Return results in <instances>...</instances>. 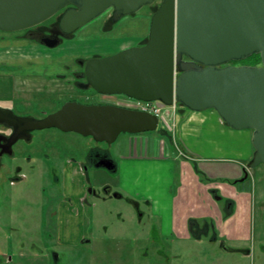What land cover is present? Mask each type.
I'll return each instance as SVG.
<instances>
[{"label":"water","instance_id":"95a60500","mask_svg":"<svg viewBox=\"0 0 264 264\" xmlns=\"http://www.w3.org/2000/svg\"><path fill=\"white\" fill-rule=\"evenodd\" d=\"M156 1L146 42L88 59V83L107 94L178 103L191 111L212 109L228 127L251 130L253 152L244 169L264 165V0H0V31L28 29L66 8L51 33L67 38L109 8L116 21ZM252 54H259L258 65L230 63ZM37 125L113 142L121 132L154 131L158 117L70 102ZM220 246L237 251L224 241Z\"/></svg>","mask_w":264,"mask_h":264},{"label":"rangeland","instance_id":"374dc122","mask_svg":"<svg viewBox=\"0 0 264 264\" xmlns=\"http://www.w3.org/2000/svg\"><path fill=\"white\" fill-rule=\"evenodd\" d=\"M157 6L158 4L144 6L137 13L125 16L116 25L106 16L97 17L76 29L69 38L62 39V42L52 49L40 46L25 30L9 32L7 36L4 35L5 32L0 31V34L3 33L1 37L7 38L4 40L5 38L0 37V65L75 66L78 64L67 57L85 59L88 56L110 55L135 45L143 35L145 37L138 44H144L150 16ZM57 21L58 17L55 16L41 26H51ZM51 55L56 56L51 62L40 61L44 60V56ZM57 56H64V61L58 60ZM247 58L237 63L248 61ZM181 110L183 106L176 105L170 117L164 108L163 118L159 117V124L154 131L121 132L118 135L111 148L113 157L118 162V170L110 175L109 180L121 193L141 201L143 194L154 192V186L164 192L170 191L171 194L177 192L181 186L178 182L179 167L184 162L180 157L182 155L178 154L182 151L190 157L187 145L193 140L191 132L194 130L192 122L189 123L192 126H187L183 124L184 119L179 120ZM244 130L246 136L251 133L249 129ZM167 141L172 144L173 149ZM129 142H135L137 149H127ZM142 146L145 150L156 153V160L160 161L148 158ZM186 162L188 168L185 177L192 175L194 178L193 185L188 188L194 187L192 189L200 195L207 186H218V195L224 197L222 183H230L224 182L223 178L213 182L207 179L201 168L206 163L200 160ZM251 172L248 183L251 189L249 201L244 203L245 208L238 209V219L243 213L244 217L248 218V229L246 232L244 229L240 232H245L241 234L243 240L238 243L227 242L228 245L246 246L251 249L250 255L243 256L230 251L223 253L219 250V245H209L206 238L201 242H194L192 239L180 238L181 234H168L169 228L164 225L166 214H151L149 217L145 212L140 217L132 205L124 202H119L123 206L120 215L97 218L92 228L81 233L91 239L89 243L77 242L75 239L73 244L70 242L60 245L56 236L40 235L39 242L36 241L37 246L32 247L28 245L31 240L28 238L29 234L24 230L21 232L14 229L23 222L10 215L9 191L4 187L0 190V264H54L51 258L52 249L59 255L58 264H264V165L253 167ZM143 185L152 188L145 191ZM223 202V199L218 202L219 206L223 205ZM28 221L32 220L29 218ZM33 241L35 242L34 239Z\"/></svg>","mask_w":264,"mask_h":264},{"label":"flooded vegetation","instance_id":"af4514ba","mask_svg":"<svg viewBox=\"0 0 264 264\" xmlns=\"http://www.w3.org/2000/svg\"><path fill=\"white\" fill-rule=\"evenodd\" d=\"M158 3L156 1L154 4ZM65 9L52 16L58 17L55 24L41 26L49 18L25 31L44 48L58 46L65 37L53 34L51 30L58 27ZM113 13V8H109L98 17L106 16L114 25L125 17L114 21ZM52 40H57L58 44L50 47L46 42ZM102 56L106 55L88 56L85 59L67 57L78 64L75 66L0 65V190L4 187L8 189L9 213L23 222L14 229L29 234V246H37L40 235L56 236L60 245L73 244L75 239L77 242L89 243L91 239L81 233L92 228L97 218L120 215L123 206L119 202L132 205L140 217L145 212L149 217L151 214L159 216L162 210L154 196L146 193L143 194L142 202L138 201L133 196L121 193L109 180L110 175L118 170V162L111 149L117 138L113 142L100 141L93 135L63 130L56 125H37V122L70 102L140 110L135 105L137 99L124 94L99 92L88 83L85 62ZM55 57L44 56V60L40 61L51 62ZM57 57L61 61L65 59L64 56ZM230 63L241 64L237 61ZM167 143L173 149L172 144ZM143 146L148 158L156 160L152 158L156 153L145 150ZM138 148L141 149L140 145ZM127 149L136 150L135 142H129ZM180 153L178 155H182L180 157L184 161L198 159L191 153L190 157L182 151ZM248 170L243 169L236 182L243 181L245 178L239 179L245 174L248 177ZM150 187L143 185L145 191ZM211 187L208 191L213 198L220 199L219 187ZM29 218L32 221H28ZM51 258L54 264H58L59 255L54 249Z\"/></svg>","mask_w":264,"mask_h":264},{"label":"crops","instance_id":"0c3cea01","mask_svg":"<svg viewBox=\"0 0 264 264\" xmlns=\"http://www.w3.org/2000/svg\"><path fill=\"white\" fill-rule=\"evenodd\" d=\"M7 33L5 32L4 35L7 36ZM144 37L145 35L135 44H138ZM165 112L170 117L172 116V108L166 107ZM182 119L185 120L183 124L189 126L192 122L194 127L191 132L193 140L187 145L190 153L198 156V159H192V161L200 160L206 163L201 166L202 173L211 182L223 178L224 182L227 181L230 184L222 183L223 191H225L224 197L221 196L218 200L213 199L208 191L212 185L207 186L208 188L198 195L197 191L193 190L194 187L193 189L188 188L193 185L194 180L192 175L185 177L188 162L181 163L178 180L181 186L177 192L174 191L171 194L170 191L165 190L164 192L154 186V192L150 194L154 196L155 202L162 209L159 216L166 214L164 225L169 228L168 234H181L180 238L192 239L194 242H201L203 238H206L209 245H216V247L219 245V250L226 253L228 250L220 246V242L224 241L226 246L237 249V251L230 252L240 253L243 256L250 255L251 249H247L246 246L228 245L227 242L238 243L243 240L241 234L245 233L249 226L248 218L244 217L245 213L238 219V209L239 207L245 208L244 203L249 201L251 189L248 183L252 168L248 170V177L243 181H236L241 177L246 163L252 156L251 133L246 136L243 133L246 130H234L228 127L216 112L210 110L191 111L183 108L179 112V120ZM152 158L156 159V155ZM187 189L189 191H186ZM146 190L149 191V188ZM222 199L224 200L223 205L219 206L218 202ZM243 229L245 232L240 233Z\"/></svg>","mask_w":264,"mask_h":264},{"label":"built area","instance_id":"2783aa9c","mask_svg":"<svg viewBox=\"0 0 264 264\" xmlns=\"http://www.w3.org/2000/svg\"><path fill=\"white\" fill-rule=\"evenodd\" d=\"M136 107H138L140 110L151 112L158 116V118H163V112L164 108H166L162 103L157 101H141L136 100L135 101ZM172 109H174L175 105L170 106Z\"/></svg>","mask_w":264,"mask_h":264},{"label":"trees","instance_id":"16d2710c","mask_svg":"<svg viewBox=\"0 0 264 264\" xmlns=\"http://www.w3.org/2000/svg\"><path fill=\"white\" fill-rule=\"evenodd\" d=\"M139 45H141V44H139ZM247 59H248V61H243L241 63L250 64V65H257L260 63L259 54H252ZM179 105L182 106L181 104H179ZM183 108H185V107H183Z\"/></svg>","mask_w":264,"mask_h":264}]
</instances>
